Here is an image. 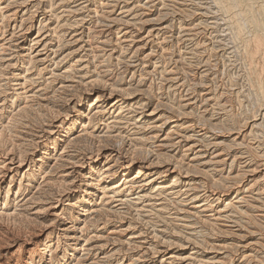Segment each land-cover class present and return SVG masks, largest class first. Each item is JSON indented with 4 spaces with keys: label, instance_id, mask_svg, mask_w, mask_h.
Masks as SVG:
<instances>
[{
    "label": "bare ground",
    "instance_id": "obj_1",
    "mask_svg": "<svg viewBox=\"0 0 264 264\" xmlns=\"http://www.w3.org/2000/svg\"><path fill=\"white\" fill-rule=\"evenodd\" d=\"M0 264H264V0H0Z\"/></svg>",
    "mask_w": 264,
    "mask_h": 264
},
{
    "label": "rangeland",
    "instance_id": "obj_2",
    "mask_svg": "<svg viewBox=\"0 0 264 264\" xmlns=\"http://www.w3.org/2000/svg\"><path fill=\"white\" fill-rule=\"evenodd\" d=\"M132 1H133V0H132ZM80 2H81V1H80ZM80 2H78L77 4L73 3L74 6H73V4H71V6L76 7ZM144 2H146V0H144ZM123 5H124V4L122 3V4H121V7H122ZM126 10H127V9H126ZM127 11H128V10H127ZM129 12L131 13V11H129ZM228 67H229V68L227 69V71L231 68V70H229V72H232V70H233L232 68H234V67H232V66H228ZM235 70H236V69H234V72H237V70H236V71H235ZM237 81H238V80H237ZM237 81H236V82H237ZM232 83H235V82L232 81ZM238 83H239V85H241L240 81L237 82V84H238ZM237 84L233 85L232 88H233V89H237V88H238V89L240 90V89H241V86L239 87V85H237ZM236 85H237V86H236ZM235 87H236V88H235ZM238 89H237V90H238ZM234 224H235V223H234ZM232 225H233V224H232Z\"/></svg>",
    "mask_w": 264,
    "mask_h": 264
}]
</instances>
